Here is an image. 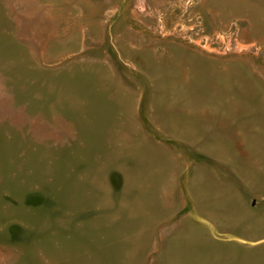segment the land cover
<instances>
[{"label":"rangeland","instance_id":"374dc122","mask_svg":"<svg viewBox=\"0 0 264 264\" xmlns=\"http://www.w3.org/2000/svg\"><path fill=\"white\" fill-rule=\"evenodd\" d=\"M0 264H264V0H0Z\"/></svg>","mask_w":264,"mask_h":264}]
</instances>
